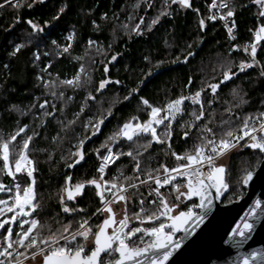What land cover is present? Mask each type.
<instances>
[{
  "label": "trees",
  "instance_id": "trees-1",
  "mask_svg": "<svg viewBox=\"0 0 264 264\" xmlns=\"http://www.w3.org/2000/svg\"><path fill=\"white\" fill-rule=\"evenodd\" d=\"M209 1L14 0L0 5V184L10 189L0 197L12 206L15 190L21 193L29 182L23 172L6 175L4 153L10 164L25 157L35 190L29 221L36 224L40 242L60 240L84 224L71 242L81 247L94 240L106 219L98 213L103 196L94 186L73 194L86 184L101 187L95 167L109 147L117 162L105 179L126 188L186 165L198 147L233 142L264 110V67L232 48L250 41L249 31L264 35V0H217L228 7L224 13L235 29L234 42L208 14ZM257 60L264 62V43L257 47ZM80 67L88 75L81 73L78 85L63 97L53 94ZM180 98L186 100L184 114L167 129L163 109ZM154 109L163 118L158 141L141 130L129 140L121 137L125 123L141 129L151 123ZM255 156L261 160L247 143L230 155L229 192L222 204L243 195L241 183ZM156 193L167 203L177 202L172 187L136 186L125 193L128 216L151 220ZM16 229L14 224L13 233ZM111 258L113 251L103 261Z\"/></svg>",
  "mask_w": 264,
  "mask_h": 264
},
{
  "label": "water",
  "instance_id": "water-1",
  "mask_svg": "<svg viewBox=\"0 0 264 264\" xmlns=\"http://www.w3.org/2000/svg\"><path fill=\"white\" fill-rule=\"evenodd\" d=\"M261 136L264 138V130ZM249 147L260 155L261 162L243 178V196L222 204L229 187L225 168H216L209 180L186 188L189 198L196 201V213H170L171 234L160 233L148 249L116 247L112 264H264V144ZM89 186H94L101 198V187L96 183L81 186L73 196ZM106 212L108 218L94 237L95 249L90 255L49 254L43 264H99L112 248L109 230L113 229L114 215L109 208Z\"/></svg>",
  "mask_w": 264,
  "mask_h": 264
},
{
  "label": "built area",
  "instance_id": "built-area-1",
  "mask_svg": "<svg viewBox=\"0 0 264 264\" xmlns=\"http://www.w3.org/2000/svg\"><path fill=\"white\" fill-rule=\"evenodd\" d=\"M166 2L167 0H163ZM206 10L208 14L216 18L223 24L227 30V37L230 42L236 40L232 26L228 24V16L224 12L227 10L225 2L212 0L207 2ZM257 36L260 39L257 41ZM264 43V35L260 36L257 31L250 32V44L243 45L242 51L248 55L249 59L258 67H264V62L257 60V47ZM233 50L237 49L236 45H232ZM186 100L184 98L176 99L165 105L163 115L167 121V129H170L184 114ZM264 130V115L259 119L253 120L241 128L239 137L230 143H219L211 146L209 150L198 147L194 154L190 157L189 163L173 168L163 174L147 180H139L133 186L126 188H116L114 184L107 181L109 170H111L116 162L117 156L114 154L113 147L101 157L95 167V173L101 180V196L103 203L98 213H103L106 217V210L109 208L113 212L114 217H119L114 221L113 229L109 230L111 237V250L119 246L127 245L130 250L138 251L141 249L151 248L155 239L160 233L169 235L172 233L171 227L168 226V215L175 216L179 213L194 214L196 213V201H188L184 198L187 192L175 194L176 203H167L164 195L155 194L151 203L155 206V213L151 220L144 219L133 220L127 213V197L125 195L131 188L136 186H144L148 184H156L160 187H172L174 182H180L185 188L198 187L201 182H205L211 178L213 172L220 164L221 158L231 155L242 148L243 143L251 146H261L264 144V138L261 132ZM114 178V176H111ZM176 189L177 186L175 185ZM17 229L11 239L9 245H2L0 248V264H28L35 258H42L48 254H68L81 252L84 257L90 255L94 249L93 240L89 246L77 247L71 241L75 236L81 235L86 224L80 226L72 234L65 238L47 243L43 246L36 247L37 235L31 234L22 242L21 237L26 233V227L19 226L18 217H15Z\"/></svg>",
  "mask_w": 264,
  "mask_h": 264
},
{
  "label": "rangeland",
  "instance_id": "rangeland-1",
  "mask_svg": "<svg viewBox=\"0 0 264 264\" xmlns=\"http://www.w3.org/2000/svg\"><path fill=\"white\" fill-rule=\"evenodd\" d=\"M11 1H14V0H2L0 2V5L9 3ZM259 39H260V37L257 36L256 40L258 41ZM81 73H82L81 77H83V78H85L88 75L86 70L84 68L80 67L78 75H76V77L74 79L67 81L64 85L65 86L64 88H62L60 86V83L57 84L56 86L59 87L60 90L55 91L54 89H52L53 94L57 95L58 97H59V95H61V97H63L65 92L68 91V89L75 88L76 85H78L75 83L80 80V78H81L80 74ZM103 86H104V83H102L100 85L101 88ZM150 120L152 122L151 123L148 122L147 125L143 129H141V126L138 123H136V124L131 123V122L125 123L121 127V134H120L121 137H123L126 140H129L132 138L135 131L141 130V132H143L145 134H149L153 139L157 138V141H158L157 129H158V125H160L161 121L163 120V118L161 117V111L154 109L150 114ZM97 124H99V122L93 124L92 128H96ZM109 149H110V147L107 149V151ZM260 162H261V160L258 161V156H255V160L252 161L250 164V165H253L252 171H255L257 169ZM228 164H230V155L224 156L220 160V165L223 166L224 168H226V166H228ZM4 171H5L6 175H9V176L11 174L17 175L20 172H23L24 174H26L28 176V179H29V182H27L26 187L24 188V190L21 193L19 192V190H15L14 197H13L14 198V204L12 206L8 205L9 201L7 199H5L4 197H0V245H9L11 242V239L14 235L13 229H14V224H15V217H18L20 227H23V228L26 227V233H25V235H23L21 237L22 242H24L28 236H30L31 234H34V231L36 229V224L31 223L29 221V219H30L31 214L33 212V203H34V197H35L34 191L35 190H34V181H33V176H32V166H31V163L25 157L21 156L20 158L15 160L12 164H10V162L8 161V157L4 153ZM252 171H250V172H252ZM175 185L177 186L176 189L174 188ZM172 189L174 190L175 194H181L183 192H187L186 188L183 185H181L180 182H174ZM4 193H6V194L10 193V189L5 188L4 185L0 184V195L4 194ZM243 195H244V193H243ZM243 195H241V196H243ZM19 204H21V206H19ZM14 207H16V210H14ZM8 214H9V216H8ZM107 218H108V215H106V219ZM118 218H119L118 216L114 217V221L117 220ZM16 227H17V225H16ZM37 234H38V232H37ZM85 234H87L86 231L83 233V235H85ZM65 237H63V238H65ZM63 238H61V239H63ZM48 242H50V240H44V241L40 242L39 238L37 236V239H36L37 246H42V244L44 245ZM85 244H86V246H89L91 244V239L84 241V243L81 246H84ZM28 264H40L39 258H37V259L35 258L33 261H30Z\"/></svg>",
  "mask_w": 264,
  "mask_h": 264
},
{
  "label": "flooded vegetation",
  "instance_id": "flooded-vegetation-1",
  "mask_svg": "<svg viewBox=\"0 0 264 264\" xmlns=\"http://www.w3.org/2000/svg\"><path fill=\"white\" fill-rule=\"evenodd\" d=\"M218 167H223V166H221L220 164L218 165ZM217 167V168H218ZM187 190V189H186ZM110 252V251H109ZM108 252V253H109ZM108 253L106 254V255H108ZM105 255V256H106ZM114 255H115V253H114ZM105 256H103V257H105ZM103 257H101V259H100V261H99V264H112L115 260H116V256H115V258L114 259H109V260H107V261H103ZM43 258L44 257H42V258H39V261H40V264H43Z\"/></svg>",
  "mask_w": 264,
  "mask_h": 264
},
{
  "label": "bare ground",
  "instance_id": "bare-ground-1",
  "mask_svg": "<svg viewBox=\"0 0 264 264\" xmlns=\"http://www.w3.org/2000/svg\"><path fill=\"white\" fill-rule=\"evenodd\" d=\"M227 9H228V7H227ZM250 32L251 31H249V35H250ZM246 44H250V41H248V42H246V43H244V44H241V45H239L238 47H237V49H240L241 50V52L243 53V54H245L243 51H242V49H241V47L243 46V45H246ZM245 55H247V54H245ZM248 56V55H247ZM264 115V110L255 118V119H253V120H256V119H259L260 117H261V115ZM253 120H251V121H253ZM251 121H249V122H251ZM249 122H247V123H249ZM244 126V125H243ZM263 131V130H262ZM74 254V253H73ZM49 255V254H48Z\"/></svg>",
  "mask_w": 264,
  "mask_h": 264
}]
</instances>
